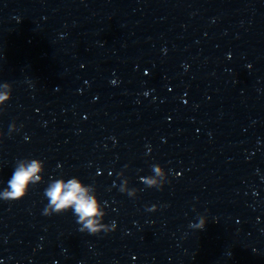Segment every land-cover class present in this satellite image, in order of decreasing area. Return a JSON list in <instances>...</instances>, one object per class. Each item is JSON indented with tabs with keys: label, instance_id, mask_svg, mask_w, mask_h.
Listing matches in <instances>:
<instances>
[{
	"label": "water",
	"instance_id": "water-1",
	"mask_svg": "<svg viewBox=\"0 0 264 264\" xmlns=\"http://www.w3.org/2000/svg\"><path fill=\"white\" fill-rule=\"evenodd\" d=\"M4 82L0 190L19 159L45 171L0 200V264H264V0H0ZM71 177L115 231L42 215Z\"/></svg>",
	"mask_w": 264,
	"mask_h": 264
},
{
	"label": "clouds",
	"instance_id": "clouds-1",
	"mask_svg": "<svg viewBox=\"0 0 264 264\" xmlns=\"http://www.w3.org/2000/svg\"><path fill=\"white\" fill-rule=\"evenodd\" d=\"M11 98L12 85L7 82L0 84V111L4 110L2 106ZM16 131L19 129L13 122L9 125V136ZM3 135L0 132V142H2ZM151 170L153 175L141 177V182L147 188L163 190L164 185L170 183L164 168L159 164H153ZM44 171V162L40 159L17 160L11 177L7 181V187L0 190V200L11 202L25 198L33 186L43 182L42 173ZM117 175L122 181L119 185V191L135 198L138 190L128 187L129 181L124 177L123 172ZM113 186H115V182ZM44 196L48 203L44 206L42 215H60L71 211L81 233L99 235L101 232L107 234L116 229L115 221L107 224L103 222L107 214L106 203H102L96 195L95 185H86L78 177H71L66 180L64 178H50L47 187L44 189ZM158 207V205L153 204L150 207L146 206L145 210L155 212ZM206 223L207 218L201 215L198 222L190 223L189 227L202 231Z\"/></svg>",
	"mask_w": 264,
	"mask_h": 264
}]
</instances>
